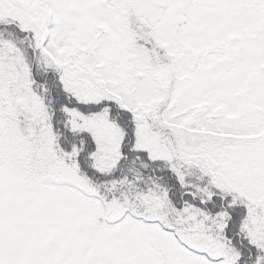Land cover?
I'll return each mask as SVG.
<instances>
[{
    "label": "snow or ice",
    "instance_id": "obj_1",
    "mask_svg": "<svg viewBox=\"0 0 264 264\" xmlns=\"http://www.w3.org/2000/svg\"><path fill=\"white\" fill-rule=\"evenodd\" d=\"M0 264H264V0H0Z\"/></svg>",
    "mask_w": 264,
    "mask_h": 264
}]
</instances>
